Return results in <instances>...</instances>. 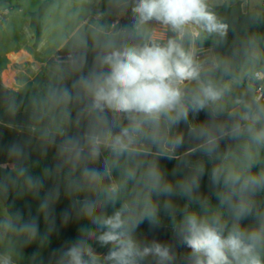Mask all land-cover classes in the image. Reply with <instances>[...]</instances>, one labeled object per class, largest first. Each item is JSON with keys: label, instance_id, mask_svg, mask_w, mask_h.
Wrapping results in <instances>:
<instances>
[{"label": "clouds", "instance_id": "9594fccd", "mask_svg": "<svg viewBox=\"0 0 264 264\" xmlns=\"http://www.w3.org/2000/svg\"><path fill=\"white\" fill-rule=\"evenodd\" d=\"M25 6L51 46L42 76L0 82V128L21 137L0 144V264H44L61 197L78 235L48 264H264V0Z\"/></svg>", "mask_w": 264, "mask_h": 264}, {"label": "crops", "instance_id": "0c3cea01", "mask_svg": "<svg viewBox=\"0 0 264 264\" xmlns=\"http://www.w3.org/2000/svg\"><path fill=\"white\" fill-rule=\"evenodd\" d=\"M31 2L34 4L35 0ZM30 14L25 0H0V82L6 83L15 75L14 66L25 62L35 78L42 76L44 54L51 46V38L41 34L38 45L33 46ZM41 253L44 260L45 251Z\"/></svg>", "mask_w": 264, "mask_h": 264}, {"label": "trees", "instance_id": "16d2710c", "mask_svg": "<svg viewBox=\"0 0 264 264\" xmlns=\"http://www.w3.org/2000/svg\"><path fill=\"white\" fill-rule=\"evenodd\" d=\"M5 2H11V1H21V0H4ZM31 16V14H30ZM30 27L32 30V38H33V46L36 47L40 41L41 32L39 28H36L35 31H33V22L30 21ZM18 119H23L22 117H18ZM198 119L203 120L205 119V115L201 113L198 117ZM0 144H8L16 139H20L21 137H18L17 134L13 131L2 129L0 128ZM51 155L49 154V159L45 162V166L51 164ZM5 159L3 154H0V162H3ZM33 159H37V157L34 155ZM162 166L167 170L169 178L174 179L172 176V169L175 166L174 161H167L162 160L161 161ZM52 182L51 180L45 182V191H47L49 188H51ZM203 190L207 191V177H205L204 184H203ZM44 193L42 192L41 195ZM38 204V201H33L31 197H26L25 199L18 201L16 204V207L21 209L24 214L27 216L29 212H31L32 215L36 214V206ZM67 207L66 200L61 197L60 201L55 206V214H56V225L58 228V232H54L50 237V243L43 249H39L41 252L45 251L44 256V264H48L49 256L54 249L60 248L65 242L74 240L78 235V228L79 225H77L74 221L69 223L67 226L61 227L60 222V213ZM41 229L43 230V219L41 217ZM138 232L142 233L144 237H146L148 240L151 239H157L160 242H169L173 239L172 232L170 228L167 226V222H165V225L158 228H152L148 224L147 221H145L140 228L138 229ZM38 250V245L33 244L25 249V253L28 256H31L32 253ZM98 251H104L106 252L107 249H98ZM181 251H185V249H181Z\"/></svg>", "mask_w": 264, "mask_h": 264}, {"label": "rangeland", "instance_id": "374dc122", "mask_svg": "<svg viewBox=\"0 0 264 264\" xmlns=\"http://www.w3.org/2000/svg\"><path fill=\"white\" fill-rule=\"evenodd\" d=\"M41 255L43 256V254L41 253ZM26 256H28L27 254H26ZM30 257V256H29ZM25 264H27V262H25Z\"/></svg>", "mask_w": 264, "mask_h": 264}]
</instances>
